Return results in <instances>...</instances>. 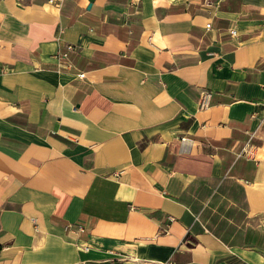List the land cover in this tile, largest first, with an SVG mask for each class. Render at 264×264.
Returning <instances> with one entry per match:
<instances>
[{
  "label": "crops",
  "instance_id": "obj_1",
  "mask_svg": "<svg viewBox=\"0 0 264 264\" xmlns=\"http://www.w3.org/2000/svg\"><path fill=\"white\" fill-rule=\"evenodd\" d=\"M263 117L264 0H0V264H264Z\"/></svg>",
  "mask_w": 264,
  "mask_h": 264
},
{
  "label": "built area",
  "instance_id": "obj_2",
  "mask_svg": "<svg viewBox=\"0 0 264 264\" xmlns=\"http://www.w3.org/2000/svg\"><path fill=\"white\" fill-rule=\"evenodd\" d=\"M221 1L222 0H217L216 2H214L212 4V3H210L209 0H204V4L209 6V7H212L213 11L215 12V11L218 10V7H219V4L221 3ZM209 29H210V23L206 24V30H209ZM230 34L232 36H235L236 35V31L232 30L230 32ZM74 50H75L74 46L67 45L66 46V53L59 55V57H61L64 60H67L68 53H70V52H72ZM84 76L85 75L83 73H80V74L77 75V77L81 78V79L84 78ZM210 100H211V92L207 91V90H203L201 92V94H200V98H199V101L197 103V110L198 111H206V110H208L209 107H210ZM262 127H264V117L262 119L258 120V125H257L255 131H252L251 133H248V139H247V141L245 142L244 146L241 149L240 156L248 158L251 155H253L254 145L252 144V141L255 138V136L257 134V131L260 130ZM170 221H173V218H170ZM32 222H33L35 228L37 229L35 220H33ZM70 228H71V226H68L66 229L68 230ZM77 229L78 230H82V227L77 225ZM85 250L87 251V249H85Z\"/></svg>",
  "mask_w": 264,
  "mask_h": 264
}]
</instances>
